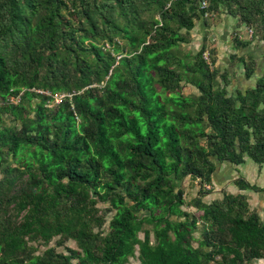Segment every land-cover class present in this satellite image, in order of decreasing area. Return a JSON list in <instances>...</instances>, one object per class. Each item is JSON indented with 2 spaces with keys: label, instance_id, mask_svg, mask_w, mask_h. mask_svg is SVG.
I'll use <instances>...</instances> for the list:
<instances>
[{
  "label": "trees",
  "instance_id": "trees-1",
  "mask_svg": "<svg viewBox=\"0 0 264 264\" xmlns=\"http://www.w3.org/2000/svg\"><path fill=\"white\" fill-rule=\"evenodd\" d=\"M217 13L264 40V0H0V264H264V185L202 198L218 165H264V70L227 93L206 37L182 45Z\"/></svg>",
  "mask_w": 264,
  "mask_h": 264
},
{
  "label": "rangeland",
  "instance_id": "rangeland-1",
  "mask_svg": "<svg viewBox=\"0 0 264 264\" xmlns=\"http://www.w3.org/2000/svg\"><path fill=\"white\" fill-rule=\"evenodd\" d=\"M223 13L213 14L207 18V23L204 25L202 21H195L194 26L189 31L190 34V41L188 43H182L184 48L195 50L197 49L201 42V36L204 35L207 39V44L209 47L214 48L215 50V68L221 72L223 66H225L227 62V56L229 54L228 48V41L230 40L231 35L236 32L242 34V37L245 38L247 35L249 41L253 46L258 45L261 43V39L259 37V33L255 31L253 26L245 25L239 23L236 18H234L233 27L232 29H228V26L223 27L224 23H226V19ZM230 21V18H228ZM232 20V19H231ZM233 21V20H232ZM229 24V22H228ZM240 25V26H239ZM244 26V27H243ZM237 27L235 30L234 28ZM241 27V28H240ZM205 28V29H204ZM223 28V30H222ZM243 29V30H242ZM225 30V31H224ZM235 30V31H234ZM221 34V35H220ZM225 34V35H224ZM224 39V40H223ZM226 41V42H225ZM225 60V61H224ZM236 67V66H235ZM238 69H234L231 73L232 76H228L229 80L232 78L235 81V78L238 77L237 74ZM231 80V81H232ZM227 93L233 92L231 82L229 81L228 84L225 86ZM181 91L186 94L190 92H195V89L190 86L189 84H184ZM2 118L4 122L7 124H12L13 121L10 117L6 114H2ZM218 170L213 176V186L210 189V193L202 198L204 200L210 201L211 199L219 198L221 196V190L225 189L227 191H235L236 187L234 186L232 179L236 177V175H242L250 182L256 183L258 185H264V165L258 167L256 163H254L249 157L244 156L243 162L236 164V165H226L220 164L218 165ZM182 186L184 187L185 199H189L193 195H196L198 184L196 181L192 180L190 177H185L182 181ZM244 192L247 193V202L250 207H253L260 210L262 203L264 202V194L259 192H254L251 190H245ZM187 209L194 212V214L199 213L195 208L188 207ZM139 235H141L139 233ZM53 240L50 244H53ZM64 245L67 246H75L74 241L67 240ZM58 250L65 251L64 246H58ZM261 259L254 260L250 263L245 264H262ZM124 264H138L137 257L133 256L128 258L127 262Z\"/></svg>",
  "mask_w": 264,
  "mask_h": 264
},
{
  "label": "crops",
  "instance_id": "crops-1",
  "mask_svg": "<svg viewBox=\"0 0 264 264\" xmlns=\"http://www.w3.org/2000/svg\"><path fill=\"white\" fill-rule=\"evenodd\" d=\"M221 15H223L225 17L224 19H226V23H227V24L224 23L223 27H226V25H227L228 26V29L231 30L232 27H233L232 25H233V22H234V17H232L230 15H225V14H221ZM228 18H230V21H229ZM228 22H229V24H228ZM234 29L236 30L237 27H235ZM222 30H223V28H222ZM237 34L239 35L240 38H243L242 37V34H240L239 32ZM245 38L246 39H249L247 35L245 36ZM250 43L251 42H249V44L246 45V46L239 47V48H235V47H233L231 37H230V40L228 41V48L230 50L229 51V54L230 53H237L239 55L246 54V53L247 54H250L253 57V60H254V63H255V68H254V71L251 74V76L245 77L244 71H243V64H242V62H239L238 61V62H235L234 64H230V59H229V54H228V56H227L228 57L227 58V62L225 64V66H223L221 72L222 71H226L227 72V79H228V82L229 81L231 82L232 90L233 89L234 90L235 89H243L246 86L251 85L253 83V81H254L255 76L258 75L262 70H264V40L261 39V43H259L258 45H255V46H253ZM234 69H238L237 70L238 77L235 78V81H233L232 78L229 80V77L228 76L229 75L232 76V73L231 72Z\"/></svg>",
  "mask_w": 264,
  "mask_h": 264
},
{
  "label": "built area",
  "instance_id": "built-area-1",
  "mask_svg": "<svg viewBox=\"0 0 264 264\" xmlns=\"http://www.w3.org/2000/svg\"><path fill=\"white\" fill-rule=\"evenodd\" d=\"M206 3L205 1H201V6H204ZM207 14V12L205 11L203 13V15L205 16ZM204 56L207 58L208 57V53L207 52H204ZM35 91L39 92V93H44V94H47L51 101L53 103H57L60 101V99L64 96V95H69V93H63V92H52V93H49L47 91H42V90H39V89H34ZM6 101H11V102H17V96L15 95L14 97L12 96H8L6 99ZM0 103H2V101H0ZM205 187L207 189H209V186L208 184L205 185Z\"/></svg>",
  "mask_w": 264,
  "mask_h": 264
}]
</instances>
